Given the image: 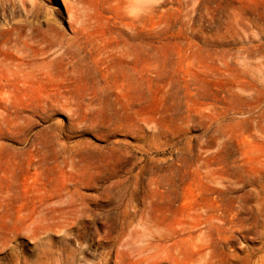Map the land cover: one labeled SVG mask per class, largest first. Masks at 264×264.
Wrapping results in <instances>:
<instances>
[{"label":"rangeland","instance_id":"1","mask_svg":"<svg viewBox=\"0 0 264 264\" xmlns=\"http://www.w3.org/2000/svg\"><path fill=\"white\" fill-rule=\"evenodd\" d=\"M0 44V264H264V0H0Z\"/></svg>","mask_w":264,"mask_h":264},{"label":"bare ground","instance_id":"2","mask_svg":"<svg viewBox=\"0 0 264 264\" xmlns=\"http://www.w3.org/2000/svg\"><path fill=\"white\" fill-rule=\"evenodd\" d=\"M1 46H2V45L0 44V49H1ZM0 51H1V50H0ZM98 190H99V189H98ZM58 196H59V195H58ZM72 206L74 207V205H72ZM57 209H58V208H57ZM59 209H62V208L60 207ZM59 209H58V210H59ZM55 210H56V209H55ZM46 216H47V215H46ZM38 217H39V216H37L36 219H34V220L32 221V224L35 223V221L38 219ZM83 221H84V220H83ZM82 224H83V223H82ZM77 228H78V227H77Z\"/></svg>","mask_w":264,"mask_h":264}]
</instances>
